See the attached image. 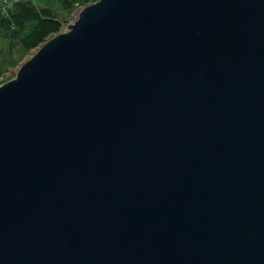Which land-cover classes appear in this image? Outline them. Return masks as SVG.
<instances>
[{"label": "water", "instance_id": "obj_1", "mask_svg": "<svg viewBox=\"0 0 264 264\" xmlns=\"http://www.w3.org/2000/svg\"><path fill=\"white\" fill-rule=\"evenodd\" d=\"M0 264H264V0H94L0 83Z\"/></svg>", "mask_w": 264, "mask_h": 264}, {"label": "trees", "instance_id": "obj_2", "mask_svg": "<svg viewBox=\"0 0 264 264\" xmlns=\"http://www.w3.org/2000/svg\"><path fill=\"white\" fill-rule=\"evenodd\" d=\"M63 1L70 6L71 0ZM81 1L90 3L93 0ZM35 3V0L19 1L8 9L6 16L0 14V27L27 49L36 48L46 38L59 32L62 26L60 18L49 6Z\"/></svg>", "mask_w": 264, "mask_h": 264}, {"label": "rangeland", "instance_id": "obj_3", "mask_svg": "<svg viewBox=\"0 0 264 264\" xmlns=\"http://www.w3.org/2000/svg\"><path fill=\"white\" fill-rule=\"evenodd\" d=\"M38 6H49L62 22V30L72 23L78 15V11L85 3L81 0H71L69 3L63 0H35ZM94 1V0H93ZM91 2V1H90ZM67 5V6H66ZM61 31V30H60ZM36 48L27 49L17 40L10 38V34L0 27V83L13 77L19 65L27 59Z\"/></svg>", "mask_w": 264, "mask_h": 264}, {"label": "built area", "instance_id": "obj_4", "mask_svg": "<svg viewBox=\"0 0 264 264\" xmlns=\"http://www.w3.org/2000/svg\"><path fill=\"white\" fill-rule=\"evenodd\" d=\"M19 1H26V0H0V14L6 16L8 14V9Z\"/></svg>", "mask_w": 264, "mask_h": 264}]
</instances>
